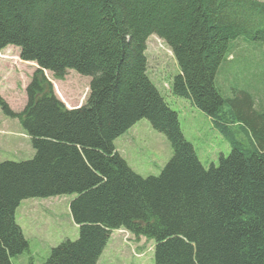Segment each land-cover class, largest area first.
<instances>
[{
	"label": "trees",
	"instance_id": "16d2710c",
	"mask_svg": "<svg viewBox=\"0 0 264 264\" xmlns=\"http://www.w3.org/2000/svg\"><path fill=\"white\" fill-rule=\"evenodd\" d=\"M152 35L177 66L170 93L228 142L217 165L199 162L151 82ZM239 40L264 46V0H0V50L16 47L37 65L22 111L0 95V111L18 120L34 151L0 162V264L28 249L15 222L21 201L65 194H75L68 207L78 237L50 248L42 264H96L114 229L153 240V264H264V106L248 82L227 92L217 82L224 65L233 72L227 60ZM44 70L57 80L69 70L89 77L85 101L66 108ZM141 119L172 150L157 176L135 173L114 147Z\"/></svg>",
	"mask_w": 264,
	"mask_h": 264
},
{
	"label": "rangeland",
	"instance_id": "374dc122",
	"mask_svg": "<svg viewBox=\"0 0 264 264\" xmlns=\"http://www.w3.org/2000/svg\"><path fill=\"white\" fill-rule=\"evenodd\" d=\"M260 45L258 42L249 46L244 41L233 42L235 52L227 61L233 72L237 71L240 82L231 83L234 77L228 65L220 68L217 82L224 92L230 86L248 82L250 91L264 106V66L261 65L264 46L259 48ZM146 46L148 76L169 107L177 113L184 138L192 144L197 159L205 168L217 165L219 157L230 152L228 142L188 100L170 93V80L178 70L168 46L154 35L147 39ZM0 51V95L8 107L18 113L26 104L25 87L36 65L19 60L18 49L13 46ZM248 62L251 64L249 76ZM44 75L55 96L66 108H75L85 101L89 77L73 70H69L63 80L53 78L48 71ZM114 146L119 148L128 166L142 177L157 176L172 156L164 134L154 130L146 119L139 120L130 131L118 137ZM33 155L30 139L18 120L0 111V162L28 160ZM74 197L75 194H65L21 201L15 211V222L28 242V249L11 257L12 264H42L50 248L65 239L75 240L78 237V228L71 219L68 207ZM124 235L126 232L123 230H112L104 253L96 264H153L154 241L145 237L135 239L131 234L124 240Z\"/></svg>",
	"mask_w": 264,
	"mask_h": 264
},
{
	"label": "crops",
	"instance_id": "0c3cea01",
	"mask_svg": "<svg viewBox=\"0 0 264 264\" xmlns=\"http://www.w3.org/2000/svg\"><path fill=\"white\" fill-rule=\"evenodd\" d=\"M115 141H116V140H115ZM115 141H114V142H115ZM115 149L117 150V152H118L119 154H121L120 151H119V148H118V147L115 146Z\"/></svg>",
	"mask_w": 264,
	"mask_h": 264
}]
</instances>
